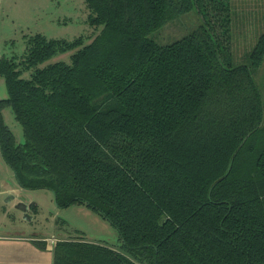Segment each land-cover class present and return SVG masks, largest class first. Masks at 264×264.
Here are the masks:
<instances>
[{
  "label": "trees",
  "instance_id": "16d2710c",
  "mask_svg": "<svg viewBox=\"0 0 264 264\" xmlns=\"http://www.w3.org/2000/svg\"><path fill=\"white\" fill-rule=\"evenodd\" d=\"M84 1L90 24L103 25L89 42L36 33L18 61L0 57L4 162L21 186L51 189L58 206H91L125 248L61 237L52 264H264L263 100L253 76L264 26L249 61L235 64L212 21L218 13L226 31L227 0ZM195 4L204 19L193 31L168 44L147 37ZM66 51L69 62L39 65ZM7 105L22 142L3 121Z\"/></svg>",
  "mask_w": 264,
  "mask_h": 264
},
{
  "label": "rangeland",
  "instance_id": "374dc122",
  "mask_svg": "<svg viewBox=\"0 0 264 264\" xmlns=\"http://www.w3.org/2000/svg\"><path fill=\"white\" fill-rule=\"evenodd\" d=\"M226 3L229 18L226 31H222L218 13L212 16L216 33L220 36L218 43L231 52L233 63L248 62V52L264 26V0H227ZM88 15L84 0H0V57L13 56L18 60L25 50V38L36 33L49 38L82 36L84 42H89L103 25H91ZM203 19L195 4L167 19L147 37L159 44H168L193 31ZM70 53H56L39 65L56 60L69 62ZM22 76H29V70ZM253 76L262 93L261 124L264 125V56ZM3 97H6V88L0 75V98ZM2 117L16 142H22V127L8 105L2 108ZM30 202L34 203V208L27 207ZM19 229L46 236L82 237L125 251L117 230L102 214L83 202L58 206L49 188L21 186L0 152V231L16 232Z\"/></svg>",
  "mask_w": 264,
  "mask_h": 264
},
{
  "label": "crops",
  "instance_id": "0c3cea01",
  "mask_svg": "<svg viewBox=\"0 0 264 264\" xmlns=\"http://www.w3.org/2000/svg\"><path fill=\"white\" fill-rule=\"evenodd\" d=\"M61 237L66 236L0 231V264H52L53 244Z\"/></svg>",
  "mask_w": 264,
  "mask_h": 264
},
{
  "label": "flooded vegetation",
  "instance_id": "af4514ba",
  "mask_svg": "<svg viewBox=\"0 0 264 264\" xmlns=\"http://www.w3.org/2000/svg\"><path fill=\"white\" fill-rule=\"evenodd\" d=\"M28 37V36H27ZM26 37V38H27ZM26 38H25V41H26ZM25 47H26V43H25ZM25 51V50H24ZM24 53V52H23ZM3 57H6V56H3ZM10 57H13V56H10ZM10 57H8V58H10ZM21 57V56H20ZM16 61H18L15 57H13ZM28 205H30V203L28 204ZM29 208H30V206H28ZM19 231H21V232H28V231H25V229H19Z\"/></svg>",
  "mask_w": 264,
  "mask_h": 264
},
{
  "label": "water",
  "instance_id": "95a60500",
  "mask_svg": "<svg viewBox=\"0 0 264 264\" xmlns=\"http://www.w3.org/2000/svg\"><path fill=\"white\" fill-rule=\"evenodd\" d=\"M13 172H14V175H16V173H15V171L13 170ZM29 205H27V207H28ZM24 208H26V207H24Z\"/></svg>",
  "mask_w": 264,
  "mask_h": 264
}]
</instances>
